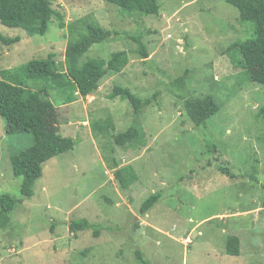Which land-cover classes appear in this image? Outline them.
<instances>
[{
  "label": "rangeland",
  "instance_id": "rangeland-1",
  "mask_svg": "<svg viewBox=\"0 0 264 264\" xmlns=\"http://www.w3.org/2000/svg\"><path fill=\"white\" fill-rule=\"evenodd\" d=\"M158 1L159 14L130 16L105 0H53L67 21L89 15L113 31L85 58L109 59L126 49L130 62L86 97L68 86L29 82L48 91L67 119L61 133L73 137L76 147L45 163L34 194L0 227V264H143L140 255L148 264H264V119L258 117L264 86L235 65L239 50L228 51L236 40L251 37L255 24H242L227 0ZM0 32L22 37L0 42V71L50 53L64 69L68 30L56 19L45 35L1 22ZM139 36L148 58L137 50ZM180 75L185 81L173 91ZM116 85L159 96L136 116L129 100L111 96ZM208 94L221 109L195 126L185 96ZM70 97L75 100L68 102ZM108 119L113 126L107 132L94 131V122ZM135 120L146 145H118L115 135ZM33 142L30 133L8 135L0 117V194L21 197L23 178L13 174L10 156ZM222 163L232 176L219 169ZM128 164L138 180L123 189L114 171ZM154 192L161 199L142 214ZM84 217L95 226L73 232L71 221ZM233 234L241 238L239 256L226 250Z\"/></svg>",
  "mask_w": 264,
  "mask_h": 264
},
{
  "label": "trees",
  "instance_id": "trees-1",
  "mask_svg": "<svg viewBox=\"0 0 264 264\" xmlns=\"http://www.w3.org/2000/svg\"><path fill=\"white\" fill-rule=\"evenodd\" d=\"M115 5L124 13L133 16L159 14L161 5L158 0H105ZM239 10V21L242 24L251 22L255 24L251 37L236 40L230 51L239 50L241 56L235 61L237 67H243L251 81L264 86V0H227ZM59 26L67 27L68 43L64 55V69L60 68L55 54L50 53L47 58H33L27 63L15 68L0 71V117L5 120L6 133L17 135L30 133L34 142L18 153L10 156L13 174L22 177L21 197L17 198L10 193L0 194V227L5 228L12 213L25 198L34 194L35 182L43 175L45 163L51 158L74 150L76 141L71 136L61 133L62 120L59 107L49 98L48 91L43 87L33 89L29 82L50 84L57 88L71 87L76 95L83 97L94 93L100 86L102 79L110 72H122L130 62L128 50H118L111 54L109 59L86 57L85 54L97 43L112 38L113 31L104 28L89 15L67 21L65 14L53 7V0H0V22L9 27H19L30 36L45 35L53 20ZM21 36H5L0 32V42L10 45L19 42ZM138 43L137 50L144 57L150 53L142 37H134ZM187 72V71H186ZM185 72V73H186ZM185 76L177 77V84L172 85L173 91L181 87ZM114 98L121 96L132 105L134 115L157 100L159 91L152 96L142 97L129 87L114 86L111 93ZM185 108L195 126L206 125L207 120L219 112L221 104L211 94L196 98L185 96ZM70 97L68 102L74 101ZM258 117L264 119V106L258 111ZM113 126L108 119L94 122L95 132H107ZM146 133L137 121L127 130H121L115 135L118 145L143 146L146 145ZM219 169L231 175V171L224 163ZM123 189L129 188L138 180V174L133 165L117 166L114 171ZM232 176V175H231ZM264 187V186H263ZM162 197L161 192L152 193L142 204L140 212L147 213ZM264 212V198L262 203ZM95 224L88 218L75 219L70 228L77 233L93 228ZM96 235L99 234L95 230ZM227 253L241 255V238L238 235H229L227 238ZM143 264H148L140 255ZM71 264V263H68ZM105 264V263H102Z\"/></svg>",
  "mask_w": 264,
  "mask_h": 264
},
{
  "label": "built area",
  "instance_id": "built-area-1",
  "mask_svg": "<svg viewBox=\"0 0 264 264\" xmlns=\"http://www.w3.org/2000/svg\"><path fill=\"white\" fill-rule=\"evenodd\" d=\"M169 36H171V35H169Z\"/></svg>",
  "mask_w": 264,
  "mask_h": 264
},
{
  "label": "crops",
  "instance_id": "crops-1",
  "mask_svg": "<svg viewBox=\"0 0 264 264\" xmlns=\"http://www.w3.org/2000/svg\"><path fill=\"white\" fill-rule=\"evenodd\" d=\"M84 124V123H83ZM85 125V124H84Z\"/></svg>",
  "mask_w": 264,
  "mask_h": 264
},
{
  "label": "clouds",
  "instance_id": "clouds-1",
  "mask_svg": "<svg viewBox=\"0 0 264 264\" xmlns=\"http://www.w3.org/2000/svg\"><path fill=\"white\" fill-rule=\"evenodd\" d=\"M171 35V34H170Z\"/></svg>",
  "mask_w": 264,
  "mask_h": 264
}]
</instances>
